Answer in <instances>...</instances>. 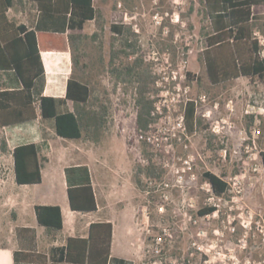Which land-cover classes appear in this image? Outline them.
Returning <instances> with one entry per match:
<instances>
[{"label": "rangeland", "instance_id": "374dc122", "mask_svg": "<svg viewBox=\"0 0 264 264\" xmlns=\"http://www.w3.org/2000/svg\"><path fill=\"white\" fill-rule=\"evenodd\" d=\"M93 1L101 26L85 24L79 63L86 67L83 73L75 70L74 77L90 87L93 108L108 107L107 123L98 142L83 136L64 150L75 154L72 162L91 164L104 185L106 209L133 213L142 240L138 264H264V83L239 77L211 85L202 58V28L209 31L202 0ZM259 14L255 37L264 58V9ZM113 23L137 36V53L128 61L141 59L142 68L156 78V92L150 94L156 120L147 131L136 127L132 86L110 73V51L121 46L110 30ZM68 48L71 72L69 43ZM189 100L199 121L192 131L179 125ZM44 126L51 150L54 132ZM2 141L1 131L0 147ZM49 167L55 168L59 186L61 170L52 160L44 164L42 184L17 186L13 158L0 149V248L19 244V208L24 206L27 215L31 205L18 197L35 204L51 198ZM151 167L153 176L147 174ZM204 172L227 183L223 196L213 194ZM209 206L216 211L199 216ZM124 223L117 220L119 237ZM157 237L160 254L153 252Z\"/></svg>", "mask_w": 264, "mask_h": 264}, {"label": "trees", "instance_id": "16d2710c", "mask_svg": "<svg viewBox=\"0 0 264 264\" xmlns=\"http://www.w3.org/2000/svg\"><path fill=\"white\" fill-rule=\"evenodd\" d=\"M14 0H0V71L12 70L23 85L22 91H0V128L30 122L36 118V107L43 120H53L55 134L63 139L78 140L83 136L98 142L107 123L108 107L100 104L93 108L91 89L88 84L74 77L75 70L84 72L85 64L80 65V45L85 35L81 34L88 21H95L100 27V15L93 0H30L34 3L38 18L33 28L15 25L8 21L6 12ZM209 31L202 28L205 46L202 58L211 85H219L248 77L264 83V58L261 46L255 37L256 14L254 6L264 5V0H202ZM111 32L121 39L119 48L112 47L109 57L110 73L118 82L129 84L134 91L136 108V127L147 131L156 120L155 80L149 70L142 68V61L128 59L137 53V36L129 27L119 23L110 26ZM68 32L70 44L71 74L68 79L67 54L58 59L52 53H43V61L50 75L48 85L64 98L44 96L46 84L45 71L40 51L47 48V42ZM97 33L91 37L95 39ZM50 38V39H49ZM62 48V47H60ZM53 65L60 66L61 74L54 78ZM53 77V78H52ZM67 81V82H66ZM66 88V90H65ZM71 102L72 107H68ZM185 129L192 131L199 123L195 116L194 101H187L182 115ZM253 126V117L247 125L248 133ZM1 151L7 152L6 142L2 141ZM13 171L18 185L39 184L41 182L37 148L25 144L13 149ZM264 167V151L260 152ZM67 197L72 211L92 212L96 201L91 186L90 173L85 165H75L64 169ZM149 176L155 175L154 168L147 170ZM211 190L217 197L227 191V183L221 177L204 172ZM264 185V182H263ZM216 211L215 206L203 207L199 216H207ZM36 222L45 229L53 240L62 230V214L59 206L36 205ZM112 238L111 223H92L88 236L69 237L63 246L50 249L47 261L43 255L15 251L13 264H108ZM3 264V257H0Z\"/></svg>", "mask_w": 264, "mask_h": 264}, {"label": "crops", "instance_id": "0c3cea01", "mask_svg": "<svg viewBox=\"0 0 264 264\" xmlns=\"http://www.w3.org/2000/svg\"><path fill=\"white\" fill-rule=\"evenodd\" d=\"M94 2V1H93ZM253 12L256 14L257 20H259L260 12L264 9V5L254 6ZM6 17L8 21L13 22L17 25H24L27 28H33L37 18L38 11L30 0H14L13 5L8 8L6 12ZM93 22V21H88ZM87 23V22H86ZM85 23V24H86ZM85 27V25H84ZM85 29V28H83ZM58 37L57 46L52 40L48 41L47 48H41L40 56L42 65L45 71L46 84L43 91L44 96H50L54 98H64L65 92L62 95H55L53 92H59L52 86H49L48 80H50V75L45 67L43 61V53H52V57L57 60L62 54L69 55L68 48V32L66 34L57 35ZM50 39V38H49ZM62 47V48H60ZM69 58V57H68ZM69 67V62H68ZM61 67L58 65H53L51 71L54 73V78L59 77L61 74ZM70 72V67L66 78L68 79ZM53 78V77H52ZM67 82V81H66ZM22 91L23 85L21 81L17 78L12 70H1L0 71V91ZM66 90V88H65ZM68 102V107L71 108L72 104ZM71 106V107H70ZM45 124L48 125L53 130V138L51 143V150L46 147V144L50 142L46 139L44 128ZM6 137L7 152L12 153L13 149L20 145L34 144L37 148L41 182L39 184H29V185H40L45 179L44 164L49 163L50 160L54 161L59 169L61 170L62 183L58 186L54 182L55 168L49 167L47 171L50 176L48 179V188L51 190V198L44 202V204H35L31 201H25L23 195L18 197V201L22 204L31 205L27 215L23 211V207L19 208V218L22 220L20 229V238L17 239V245L7 246L5 248H0V257H3V264H13V253L15 251H22L24 253L30 252L35 255H43L48 261L50 257V249L56 248L58 246H63L69 237H81L85 238L88 236L89 226L92 223H111L112 225V238L110 244V255L108 264H138L142 259V240L140 233L136 227L134 215L129 208H124L116 210L113 212L111 209H106L105 204L109 203L108 197H105L104 185L99 182L94 176V169L89 162H79L73 161L75 154L71 150H64L65 145L69 142L75 140H67L58 137L55 134L54 122L53 120H43L40 117L39 109L36 107V118L30 122L19 123L12 126H4L0 128V132ZM50 155L52 158H50ZM75 165H85L87 166L91 186L94 192L96 201V210L92 212H78L72 211L69 207V201L67 197V186L65 180L64 169ZM13 182H15V177L13 176ZM11 183V182H10ZM17 186H26L18 185ZM64 193V197L61 193ZM107 193V191H106ZM36 205H51L59 206L62 214V230L57 234L55 239L51 240L45 233V229L39 226L36 222L34 207ZM34 212V214L32 213ZM122 218L125 223L121 227V237H119V229L117 230V220ZM123 235L126 237L123 238ZM1 261V260H0ZM1 264V263H0Z\"/></svg>", "mask_w": 264, "mask_h": 264}, {"label": "built area", "instance_id": "2783aa9c", "mask_svg": "<svg viewBox=\"0 0 264 264\" xmlns=\"http://www.w3.org/2000/svg\"><path fill=\"white\" fill-rule=\"evenodd\" d=\"M183 123V118H181V121H180V126L181 124ZM228 186V185H227ZM227 190H228V187H227ZM161 238L160 237H157L154 239V243H153V252L156 253V254H160L161 253Z\"/></svg>", "mask_w": 264, "mask_h": 264}]
</instances>
